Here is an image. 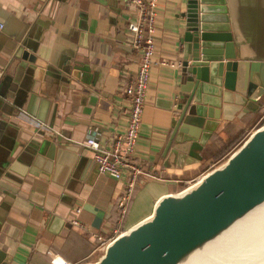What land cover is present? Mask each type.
Here are the masks:
<instances>
[{
  "label": "crops",
  "instance_id": "1",
  "mask_svg": "<svg viewBox=\"0 0 264 264\" xmlns=\"http://www.w3.org/2000/svg\"><path fill=\"white\" fill-rule=\"evenodd\" d=\"M186 3L156 0L154 51L133 149L140 172L118 221L114 202L123 178L98 172L80 142L94 132L108 147L125 129L122 108L129 102L122 88L139 55L126 29L134 6L129 0H0V257L8 264H51L52 254L70 264L96 260L160 196L194 182L261 125L264 89L248 103L253 91L227 87L229 108L218 109L216 119L205 116L210 126L201 142L169 140L172 104L181 92ZM226 4L216 13H225L222 23L229 26ZM257 5L255 25L243 26L234 40L239 58L264 60V0ZM73 216L78 224L66 225Z\"/></svg>",
  "mask_w": 264,
  "mask_h": 264
},
{
  "label": "water",
  "instance_id": "2",
  "mask_svg": "<svg viewBox=\"0 0 264 264\" xmlns=\"http://www.w3.org/2000/svg\"><path fill=\"white\" fill-rule=\"evenodd\" d=\"M224 3L229 26L222 23L225 13H216ZM254 5L257 0H187L181 92L172 104L176 110L170 120V141L201 142L210 126L205 116L216 119L218 109L229 108L228 88L253 91L248 103L263 91L264 60L239 58L234 50L242 27L255 25ZM263 203L264 123L194 182L160 196L151 212L113 236L96 260L77 264H188ZM0 264H8L7 257H0ZM238 264H264V251Z\"/></svg>",
  "mask_w": 264,
  "mask_h": 264
},
{
  "label": "built area",
  "instance_id": "3",
  "mask_svg": "<svg viewBox=\"0 0 264 264\" xmlns=\"http://www.w3.org/2000/svg\"><path fill=\"white\" fill-rule=\"evenodd\" d=\"M134 6L132 19L126 22L130 36V45L139 52L138 63L133 75L122 88L129 105L122 108L127 114L125 129L113 134L108 147L99 144L94 132L87 133L80 142L91 151V158L100 173H105L114 179L123 178V188L116 197L114 205L118 221L126 214L128 201L132 195L135 180L140 167L133 157V149L142 118L143 100L149 77V68L154 51V30L156 19V0H129ZM41 125V122H39ZM78 208H75L77 212ZM78 224L75 216L69 220ZM101 241V236L94 234ZM51 264H70L57 254L49 258Z\"/></svg>",
  "mask_w": 264,
  "mask_h": 264
},
{
  "label": "bare ground",
  "instance_id": "4",
  "mask_svg": "<svg viewBox=\"0 0 264 264\" xmlns=\"http://www.w3.org/2000/svg\"><path fill=\"white\" fill-rule=\"evenodd\" d=\"M264 251V203L200 251L188 264H238Z\"/></svg>",
  "mask_w": 264,
  "mask_h": 264
},
{
  "label": "trees",
  "instance_id": "5",
  "mask_svg": "<svg viewBox=\"0 0 264 264\" xmlns=\"http://www.w3.org/2000/svg\"><path fill=\"white\" fill-rule=\"evenodd\" d=\"M264 123V116L262 117V119H261V122H260V124H263ZM239 145V144H238ZM231 146V144H228L222 151H221V153H223L224 151H226L227 149H229V147ZM220 153V154H221ZM225 159V158H224ZM224 159H222V160H224ZM222 160H220V161H222Z\"/></svg>",
  "mask_w": 264,
  "mask_h": 264
},
{
  "label": "rangeland",
  "instance_id": "6",
  "mask_svg": "<svg viewBox=\"0 0 264 264\" xmlns=\"http://www.w3.org/2000/svg\"><path fill=\"white\" fill-rule=\"evenodd\" d=\"M262 41V40H261ZM261 44H262V42H261Z\"/></svg>",
  "mask_w": 264,
  "mask_h": 264
}]
</instances>
